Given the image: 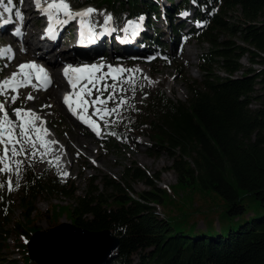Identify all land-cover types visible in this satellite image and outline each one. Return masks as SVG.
Wrapping results in <instances>:
<instances>
[{
	"label": "trees",
	"instance_id": "obj_1",
	"mask_svg": "<svg viewBox=\"0 0 264 264\" xmlns=\"http://www.w3.org/2000/svg\"><path fill=\"white\" fill-rule=\"evenodd\" d=\"M85 1L104 5L110 14L125 12L130 18L156 17L158 12L156 0ZM165 1L168 19L186 7L194 8L199 26L189 32L199 46H207L197 56L199 80L187 81L183 101H173L160 90L147 95L136 124L112 126L105 131V141L109 135L124 138L128 128L136 136L147 137L152 142L151 153L171 159L174 184L159 189L133 167L125 168L119 180L90 178L81 194L75 195L71 180L60 183L48 177L47 171L35 175L24 168L19 175L20 216L16 221L10 219V196L0 191V252L8 233L27 241L37 231L35 220L49 214V227L64 216L86 231L109 230L118 244L104 264H264V102L250 108L256 86L264 95V0ZM173 35H178L175 28ZM235 36L242 45L227 39ZM242 56L260 68L242 70L238 63ZM237 72L238 77L234 76ZM128 181H141L148 189L132 197ZM178 191L185 200L194 192L205 195L229 219L248 213L244 200L252 202L257 211L224 231L211 228L208 219L204 230L196 229L190 220L192 212H186L183 204L177 206L182 209L179 212L165 211L159 218L155 207L163 211L174 205ZM43 194L70 203L49 204L45 213H38L29 204ZM207 212H202L204 217ZM15 248L20 259L12 264H34L23 243L15 241Z\"/></svg>",
	"mask_w": 264,
	"mask_h": 264
},
{
	"label": "rangeland",
	"instance_id": "obj_2",
	"mask_svg": "<svg viewBox=\"0 0 264 264\" xmlns=\"http://www.w3.org/2000/svg\"><path fill=\"white\" fill-rule=\"evenodd\" d=\"M25 1L26 3H29L30 0H23L22 4L19 0V10L24 7ZM67 2L73 9L83 7L86 10L87 8H93V6H95L96 12L90 16L93 19L105 20V16L110 14L107 7L104 5L97 6L95 2L87 3L85 0H67ZM156 5L158 7L160 5L164 8L167 3L165 0H156ZM184 13H187V15H184ZM110 15L112 17V21L114 20L118 24V27L119 23L123 19L129 18L125 12L121 13L119 10L115 14ZM194 15V8L187 7L184 11L180 12L179 16L177 15L178 17H175V20H169V22L164 20L163 27L161 25V21H156V24H154L151 29H146L147 34L150 35V37L152 36L150 39L156 41L150 42V45H145L144 47L143 52L149 50L154 52V56H151L150 58H145L142 55L143 53H141L140 57L117 58L113 55V53H109L106 50L103 52V55L97 56L101 60H104V62H108L110 59L115 60L117 64L124 67L120 68L131 70L124 72L119 78L120 80H135L134 93L131 91L127 83L124 84V88L127 89V91L121 93V96L128 100V104L121 107L119 115L114 114L112 117L108 118L110 121H114V123H110V126L105 127L102 121H97L100 126V130H102L104 139L101 138V135L97 137L99 139L93 137L86 128L78 125L70 119L58 103V93L54 99H49L52 94V90L48 92L35 93L30 92L31 89L23 90L17 93L8 92L7 103L5 106H7L15 121L16 116L14 109L21 108L32 111L37 108L35 114L40 117V121L43 122V126L47 129V131L53 135V141H56L62 149L65 163L67 164L68 177L63 180L61 179L55 169V164L53 163L54 159L49 154L44 157L43 161L39 155L35 159L31 158V156L26 157L23 155L16 157L15 159L23 161L20 171L24 168H28L35 175H40L44 171H47L48 177L56 178L60 183H65L71 180L74 188L77 189L75 195L81 194L86 187L87 180L90 178L107 176L111 179L119 180L125 168L133 167L142 170L144 175L159 189H165L167 186H172L175 182V174L170 170L171 159L164 154L151 153L150 146L152 142L147 137L136 136L138 134L134 133V129L128 128L129 131L123 132L125 135L124 138H117L109 135L107 136L108 141H105V131L111 130L112 126L115 125L123 126L130 123L135 125L138 120L137 114L139 111H143L145 109L142 99L156 90L162 91L173 101H183L185 99L187 96V81L199 80V74L196 71L197 56L199 55L201 48L206 49L207 46H199L193 40V36L191 34L187 37V43H183L184 37H182V34L180 35L179 41L176 42V40L172 38L171 29L178 24V26H183L181 33H185L186 29H192L199 26V23L195 20ZM31 18H34V15H31ZM178 26L176 28H178ZM227 39L234 45H242L236 36L230 38L227 37ZM3 40V43L7 44L9 38L7 37ZM159 43H161L160 46ZM10 57L11 54L8 55L6 60L0 63V82L9 77L10 70L17 69V67L8 68ZM65 60L66 59L60 60L56 67L58 68V66L62 65ZM238 63L242 70L247 68L258 70L260 68L257 64L250 65L245 56L240 57ZM177 66L180 67L176 68ZM215 70L218 76H224V74L218 71L217 68ZM49 71H56V68L54 70V67H50ZM103 71L101 72L107 73V69ZM234 76H240V72L235 73ZM145 77H147V79H145ZM107 83L111 84L113 81ZM13 95L18 96L15 103H12L10 99ZM29 95L36 99L34 104H32L33 106H27L29 100L27 97ZM95 95L96 94L93 95V99L95 98ZM104 95L107 96V93H104ZM253 96L255 99L251 101V109L261 106V103L264 102V95L261 91H259L258 86L255 87ZM117 99H119V97ZM5 100V96H0V102H4ZM115 106L116 105L113 102L108 104L109 108ZM92 111L93 109L89 107L88 112L90 115L92 114ZM129 117H131V119ZM94 118L96 120V117ZM17 131H19V129H17ZM0 154H2V146H0ZM48 161H51L52 163H48ZM0 167H2V165H0ZM154 175L157 176L156 179L152 178ZM9 178L13 184L14 190L12 191L7 190L6 181ZM0 183L5 184V188L0 189V191L10 196V202L12 205L10 219L12 221H16L20 216V178L15 175L14 171L10 176L5 173H0ZM99 185L100 184L97 183V187H100ZM127 185L132 191V197H135V194L144 192L148 189V187L141 181H128ZM183 195L184 193L181 191H178V193L176 192L174 205H167V207H164L166 210L163 211L161 208L155 207L156 214L159 215V213H166L165 211L170 214H175V212L182 210L177 209V206L183 204L186 208L185 210H187L186 212H192L190 220L196 223V229L204 230L205 226H207L206 219H208L211 221V228H214V230L220 228L224 231L228 227H233L238 220L242 221L257 211V208L252 202L244 200L243 202L247 205L248 213L244 217H239V219H229L222 213L221 208H216L214 207V203L208 202L205 195L194 192L190 196L187 195L185 197L186 200L183 198L180 199ZM216 202L218 203V201ZM53 203L66 204L70 203V201L68 199L54 198L43 194L36 197L34 200H31L29 205L35 209L36 212L45 213L47 206ZM208 209L209 213L207 212ZM202 212H207L208 216L204 217ZM160 216L161 214L158 217L161 218ZM48 217L49 214L47 216L42 215L35 220L34 226L37 227V230L45 231L49 228ZM61 222H67L64 219V216H61L58 219V223ZM9 226L10 224L5 226L4 229L8 230ZM6 236L8 239L2 244L0 264H12V261L20 259L19 252L15 248V241L18 240L19 243L26 242L23 239L15 237L9 233Z\"/></svg>",
	"mask_w": 264,
	"mask_h": 264
},
{
	"label": "snow or ice",
	"instance_id": "obj_3",
	"mask_svg": "<svg viewBox=\"0 0 264 264\" xmlns=\"http://www.w3.org/2000/svg\"><path fill=\"white\" fill-rule=\"evenodd\" d=\"M36 8L45 14L49 21L50 26L47 29V34L49 37L55 39L53 29L51 24H67L69 21L76 19L77 17L81 20V41L83 42L85 28V18L93 15L96 10L93 8H87L86 10L80 12H73L70 4L67 0H52L51 3H47L44 7L41 0H34ZM23 3V0H20ZM0 7L3 9V13L13 14V9L15 5L13 0H0ZM65 17V19H59L60 16ZM187 15V13H184ZM15 16L23 20V14L19 11L15 12ZM143 16L139 18L142 22ZM112 17L110 14L105 16L104 26L105 29L111 23ZM7 23V20L4 21ZM131 30L132 35L137 34L140 30V24L133 21H129L127 27L124 29L125 33ZM88 40H93V30L91 26H88ZM19 30L16 33L18 34ZM12 50L11 48H6L0 50V55H7ZM102 66L86 65L84 67H66L64 69V76L67 78L68 84L73 90L72 93L66 94L64 97V103L69 108L73 116H76L82 123L88 125L92 131L97 135H101L100 126L97 121H102L105 127L110 126V117L114 114L119 115L122 106L128 104V100L121 96V93L127 91L124 88V84L127 83L129 88L134 93L135 92V80L134 79H118L117 74H123L126 71L122 68H112L109 66L107 73L99 74L101 72ZM35 74V79L40 83V85L46 90L48 86L51 85V78L48 76L44 68L36 65L35 63H25L19 66V70L13 73L12 76L4 81L0 82V96H5L6 100L0 102V146H2V154H0V173H5L11 175L14 171L15 175L19 176L20 169L23 161L15 159L18 156H31L35 159L38 155L43 161L44 157L52 151V145L56 144V141L46 139L50 133L43 126V122L40 121V117L36 115L31 110H24L21 108L14 109L16 116V121H13L9 117V113L6 110L5 104L7 103V93L17 92L20 87L28 85L31 83L33 75ZM20 77V79H17ZM111 78L113 83H107V78ZM147 79V77H145ZM79 85V90L77 91ZM95 92V98L93 99V93ZM107 93V96L104 95ZM73 97H76L73 100ZM119 97V99H117ZM18 96L13 95L10 97L11 102L15 103ZM27 99H34L33 96L29 95ZM110 102L115 103V107H108ZM75 104V107L73 106ZM50 107V106H49ZM91 107L93 109L92 114L87 116L88 109ZM77 109H82V114H79ZM96 117V120H93ZM37 122H40L39 124ZM19 129V131H17ZM115 135V133H112ZM39 145V146H38ZM30 149V151H29ZM43 149V151H41ZM57 163L60 160L59 156L55 157ZM14 162V163H13ZM48 163H52L48 161ZM63 176H67V172H62ZM7 190L12 191L13 184L9 178L6 181ZM18 187V185H17ZM5 188L4 183H0V189Z\"/></svg>",
	"mask_w": 264,
	"mask_h": 264
},
{
	"label": "bare ground",
	"instance_id": "obj_4",
	"mask_svg": "<svg viewBox=\"0 0 264 264\" xmlns=\"http://www.w3.org/2000/svg\"><path fill=\"white\" fill-rule=\"evenodd\" d=\"M33 1L34 0H30L29 3L28 2L26 3V1H25L24 4L26 5V7L24 5V7H22V9L18 10L19 12H21L23 14V20H20V19H18L16 17V18H12L11 19L12 22H8V23H6V25H3V24L0 23V27H2V28H0V42L3 43V41H4L3 39L7 38V36L5 35L7 30L13 29L14 27H17L20 24H22V28L19 30V33L17 35L18 37L16 39H14V40H9L8 43L10 44V46L13 49H16L15 47H16L17 44H21L23 47L24 46L26 47L28 44L30 46H35L36 45L35 39H33L34 34H33L32 30H31V28H32V26H34L35 24L38 23L40 18L38 17V15H36L34 18H31V15H33V11H34V9H33V6H34ZM68 27H69V25H67V24H61L60 26H58L57 27V31H58L57 37L54 40H52V41H46L45 47L43 48V51H42V54H41L43 57L46 58V61L49 62L48 64H50L51 67H54V70H55V68L57 69L56 65L59 63L60 60L66 59L65 62L67 64H70V63L72 64L73 62H76L75 57H74V55H72L71 52L63 50L65 44L63 45V48L61 50H59L60 49L59 44H60V41H62V39H60V37H61V35L64 34V32H66L68 30ZM140 29H141V25H140ZM26 30H28L29 32L26 33L25 35H23L22 32L25 33ZM139 32H140V30L137 32V34H135L132 37L131 41L124 42V44H116L118 49L123 51L121 54L120 53L118 54V52H117L116 54H118V56H120V57H128V56H131V57H136L137 56L138 57L139 56V54L142 51V49H140V46H139V43H138L139 39H137ZM28 35L29 36L31 35L29 42L27 40L28 39L27 38ZM108 35H111V33H108ZM113 45L109 44L107 47H105L104 44L99 45V46H97L96 49L91 50L89 53H87V52L83 53V56L88 57V54H90L89 56H100V55H103V52H105V50L108 51L109 53H113L114 54L115 53V50H114L115 47H112ZM3 48H6V47H3ZM26 62H27V60H21L20 64H25ZM138 62L141 63L140 61H138ZM19 66L20 65L16 66L17 67L16 70H14V69L10 70L9 77H7L5 79L10 78L13 73L18 72ZM103 70H105V69L102 68L101 71H103ZM100 73H102V72H100ZM47 74H48V76L50 74L49 77L51 78V82L52 83H51L50 86L47 87V89L44 92H48V91L52 90V94L49 97V99L52 100V99L55 98L57 93L59 94V91L65 90L66 86H68L69 84H68L67 78L64 76V74L58 72L57 70L53 71L51 73L47 72ZM33 76H35V74ZM5 79H3V81ZM17 79H20V77H17ZM23 87L24 88H29L31 90L33 89L31 84L25 85ZM70 93H72V91ZM75 99H76V97H73V100H75ZM35 101H36V99L28 100L27 106L34 104ZM58 103L63 108V110L66 113V115L70 119H72L75 123H77L78 125L83 126V127L88 126V125L82 123L80 120L72 118V116H71L72 113L70 112L69 108L65 105L64 99L60 100V97H59ZM73 106L75 107V104H73ZM5 107H6V110L8 111V113H9L10 119L14 120V118L11 116L7 106H5ZM36 110H37V108L33 109L32 112L35 113ZM88 114L90 116L89 112H88ZM93 120H95V119H93ZM37 123L39 124V122H37ZM87 128H89V127H87ZM89 130H91V129L89 128ZM51 135L47 136L46 139L53 141V138H52L53 135L52 136ZM57 145H58L57 143L53 144L51 146L52 147V151L49 152L48 154L51 157H53V159H54L53 163L55 164V169L57 171V174H59L61 179L63 180V179L68 177V175L66 177L62 175V172H68L67 164L65 163V158H64L62 149L59 147V145L58 146ZM41 151H43V149H41ZM56 156L60 157V160H59L58 163H57V161L55 159Z\"/></svg>",
	"mask_w": 264,
	"mask_h": 264
},
{
	"label": "water",
	"instance_id": "obj_5",
	"mask_svg": "<svg viewBox=\"0 0 264 264\" xmlns=\"http://www.w3.org/2000/svg\"><path fill=\"white\" fill-rule=\"evenodd\" d=\"M117 244L118 239L107 229L86 231L61 222L33 232L25 249L34 264H103Z\"/></svg>",
	"mask_w": 264,
	"mask_h": 264
}]
</instances>
